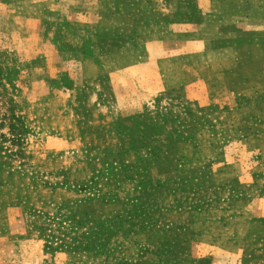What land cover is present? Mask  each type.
I'll return each mask as SVG.
<instances>
[{
  "label": "rangeland",
  "instance_id": "obj_1",
  "mask_svg": "<svg viewBox=\"0 0 264 264\" xmlns=\"http://www.w3.org/2000/svg\"><path fill=\"white\" fill-rule=\"evenodd\" d=\"M0 264H264V0H0Z\"/></svg>",
  "mask_w": 264,
  "mask_h": 264
},
{
  "label": "crops",
  "instance_id": "obj_2",
  "mask_svg": "<svg viewBox=\"0 0 264 264\" xmlns=\"http://www.w3.org/2000/svg\"><path fill=\"white\" fill-rule=\"evenodd\" d=\"M217 2L221 1H213L211 3V11L198 22L199 26H206L211 20L215 21L218 19H213L214 17H222V15L218 13L219 7H217ZM237 17L239 20L238 23H243L246 18L249 23L251 22L243 12L241 14L239 13ZM222 23L223 19L221 20V24ZM173 34L175 37L171 38L172 40L168 36H163L162 38L148 41V43L154 44L153 47L150 46L149 49H147L145 60L149 61L152 59L155 61L157 68L161 71L160 73L165 76L171 72L170 70H165V62L171 61V63L177 67L176 70L169 73L170 76L168 80L166 78L165 83L170 87H185L207 78L208 73L203 69L202 58L207 62L206 58L209 55L215 54L218 56L221 53L224 54L225 49L215 50L213 47L210 48V35L199 34L196 31H186V33L174 31ZM171 42L172 44H170ZM165 44L172 46L173 52L167 54L164 53L166 47ZM226 51H229V49ZM228 56H230V54H228Z\"/></svg>",
  "mask_w": 264,
  "mask_h": 264
},
{
  "label": "trees",
  "instance_id": "obj_3",
  "mask_svg": "<svg viewBox=\"0 0 264 264\" xmlns=\"http://www.w3.org/2000/svg\"><path fill=\"white\" fill-rule=\"evenodd\" d=\"M47 240H49V239H47ZM53 247H54V245H53ZM53 247H52V248H53ZM58 247H60V246H58ZM54 248H55V247H54Z\"/></svg>",
  "mask_w": 264,
  "mask_h": 264
}]
</instances>
